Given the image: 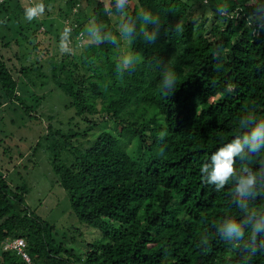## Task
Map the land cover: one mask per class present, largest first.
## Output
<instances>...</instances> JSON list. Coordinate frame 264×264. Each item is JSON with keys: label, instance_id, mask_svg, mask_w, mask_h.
<instances>
[{"label": "trees", "instance_id": "16d2710c", "mask_svg": "<svg viewBox=\"0 0 264 264\" xmlns=\"http://www.w3.org/2000/svg\"><path fill=\"white\" fill-rule=\"evenodd\" d=\"M12 1L0 2V101L22 107L19 81L32 86L30 77L41 84L37 101L54 88L69 98L65 107L74 116L68 129H54L50 120L57 119L48 117L44 135L59 139L74 157L64 164L50 148L72 213L99 236L79 246L78 234L66 236L35 216L24 193L0 173V264H26L2 248L17 238L25 241L32 264H264V235L256 234L255 255L245 247L250 224H243L245 240L239 243L219 231L225 219L264 217V187L249 194L241 209L232 182L217 190L200 173L218 148L250 131L239 126L241 117L252 114L256 123L264 122V28L251 16L264 0H229L232 14L226 17L216 11L223 0H128L124 14L114 0H107L108 7L94 0L91 13L87 0H63L56 14L43 4L47 20L33 27L22 24V10L12 9ZM141 9L160 23L137 24L128 50L142 59L117 72L120 32L111 16L122 23ZM92 24L102 25L112 40H92L86 31ZM153 31L156 38L149 41L144 32ZM12 43L31 53H15L10 65L2 49ZM164 71L176 74L172 94L160 88ZM22 108L40 122L37 110ZM242 167L264 184V149L234 164Z\"/></svg>", "mask_w": 264, "mask_h": 264}, {"label": "rangeland", "instance_id": "374dc122", "mask_svg": "<svg viewBox=\"0 0 264 264\" xmlns=\"http://www.w3.org/2000/svg\"><path fill=\"white\" fill-rule=\"evenodd\" d=\"M93 1L87 0L88 8L85 9L86 13H91ZM99 1L108 7L109 1ZM62 2L63 0H13L11 8L19 7L22 10V24L27 22L30 27H33L35 23L45 22L47 20L46 15L42 13L43 11L38 12L39 18L34 17V19L29 21L25 17L26 9L37 8L46 4L49 5L50 12L56 14L58 9L63 7ZM132 2L134 3L135 0H132ZM196 17H198L199 22L204 21V18L201 17V12H198ZM111 18L119 31L121 18L119 19L113 15ZM7 36L12 37L14 33H8ZM52 43L51 50L54 49L57 52L58 47L54 39ZM116 43L119 57H122L128 52V41L119 37L116 39ZM54 50L53 54L55 53ZM2 51L4 52L5 61H8L10 65L16 61L15 53L19 57L31 53V51L18 48L14 43L9 48L2 49ZM46 59L48 60L49 58ZM44 71L48 75L47 65L44 67ZM31 78H29V83L33 87L26 84L28 82L26 79H20L19 81L18 93L22 95L20 97L22 104L20 105L24 108L30 107L33 112L37 110L36 115L39 116L40 122L32 118L34 114L28 115L25 113L24 109L17 103L0 101V173L12 187L20 189L24 193L25 203L35 216L48 225L55 227L60 233L66 234V236H75L72 232L78 234L75 237H78L79 246H81L87 240L97 238L99 232L80 223L72 213L68 193L61 187L59 178L53 171V153L50 148L55 147V153L58 154L59 160L64 164H71L74 161V157L59 146V139L50 137L46 140L44 135L50 120L48 117H56L57 120H50L54 129L59 127L58 124L68 129L66 125L68 120L74 116V111L73 108L65 107L69 98L67 97L65 101V96L60 91L58 93L55 88L50 97L47 96L45 99L37 101L36 95L40 94L42 97L43 94L39 90L41 84H32L36 80ZM109 125H111V122H109ZM94 136L95 132L91 131L88 139L93 140ZM37 143H40V146L35 151Z\"/></svg>", "mask_w": 264, "mask_h": 264}, {"label": "clouds", "instance_id": "9594fccd", "mask_svg": "<svg viewBox=\"0 0 264 264\" xmlns=\"http://www.w3.org/2000/svg\"><path fill=\"white\" fill-rule=\"evenodd\" d=\"M115 8L121 14H124L128 5V0H114ZM43 6L37 8H29L25 11V17L31 21L38 12H42ZM217 13L220 16H229L230 3L229 0H223V3L217 6ZM251 16L258 27L264 28V4L257 5ZM143 23L144 26H158L159 17L151 12L141 9L135 17H128L126 21L120 24V37L132 44L137 38V24ZM88 36L96 42H106L112 40V37L103 30L102 25L92 24L87 29ZM145 37L149 40H155L156 32H144ZM67 38V31L62 38L61 50L65 48L64 41ZM142 57L137 55L129 48L128 52L121 57L120 62L116 65L117 72L130 70L140 63ZM176 74L172 71H164L160 79V88L165 93H173L177 88ZM239 126L242 129H250L246 133H242L230 142L225 143L218 148L209 158L207 162L200 167L201 179L209 184H214L217 190L222 189L226 184L232 182L234 184V193L237 197L236 203L241 209H246L245 198L249 194L254 196L258 187H264V184L257 183L258 174L250 168L242 167L235 169L234 164L237 161L243 162L250 157L251 154L259 153L264 149V122L256 123L254 116L248 114L241 117ZM246 148V151H245ZM247 223L251 226L250 242L245 245L251 255H255L259 250L256 242V234L264 235V217L259 219L249 216L246 221L238 223L232 219H225L219 226V231L224 240L228 242L239 243L245 240V231L243 224Z\"/></svg>", "mask_w": 264, "mask_h": 264}, {"label": "built area", "instance_id": "2783aa9c", "mask_svg": "<svg viewBox=\"0 0 264 264\" xmlns=\"http://www.w3.org/2000/svg\"><path fill=\"white\" fill-rule=\"evenodd\" d=\"M3 0H0L2 2ZM4 251H12L19 256L26 264H32L31 259L26 252V243L22 238H17L12 241H5L2 244Z\"/></svg>", "mask_w": 264, "mask_h": 264}]
</instances>
